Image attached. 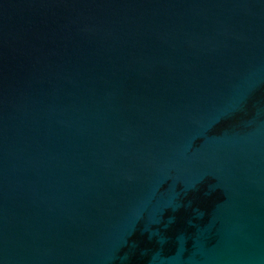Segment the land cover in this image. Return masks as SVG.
<instances>
[{
  "label": "water",
  "instance_id": "1",
  "mask_svg": "<svg viewBox=\"0 0 264 264\" xmlns=\"http://www.w3.org/2000/svg\"><path fill=\"white\" fill-rule=\"evenodd\" d=\"M0 264H264V0H0Z\"/></svg>",
  "mask_w": 264,
  "mask_h": 264
}]
</instances>
